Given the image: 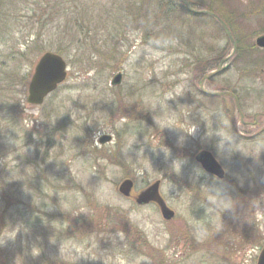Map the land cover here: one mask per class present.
<instances>
[{
  "label": "rangeland",
  "instance_id": "rangeland-1",
  "mask_svg": "<svg viewBox=\"0 0 264 264\" xmlns=\"http://www.w3.org/2000/svg\"><path fill=\"white\" fill-rule=\"evenodd\" d=\"M135 1L0 0V264H256L264 245V63L255 70L235 53L203 83L238 96L242 123L232 101L199 93L202 77L232 51L215 24L181 13L171 32L164 3ZM186 1L198 11L215 2ZM260 1L240 0V40L264 35V21L244 20ZM46 52L65 60L67 77L42 105H30L28 83ZM201 151L220 164L223 180L201 169ZM127 179L128 198L119 192ZM156 181L172 221L135 203ZM205 188L219 189L232 209L223 212L231 202ZM201 242L212 253L196 249Z\"/></svg>",
  "mask_w": 264,
  "mask_h": 264
},
{
  "label": "water",
  "instance_id": "water-1",
  "mask_svg": "<svg viewBox=\"0 0 264 264\" xmlns=\"http://www.w3.org/2000/svg\"><path fill=\"white\" fill-rule=\"evenodd\" d=\"M181 4H183L186 9L195 15H209L217 20V22L222 27L227 39L230 41L232 45V52L229 56L223 59L220 65L217 67L216 70L210 72L206 76L202 78L199 82V88L201 91L208 96H217V97H230L234 100L236 112L239 118L243 119V114L240 109L239 103L235 95L230 92L226 91H206L203 89V83L206 80H210L211 78L217 76L221 72H223L227 66H222L225 62L229 61L235 54L237 45L233 39L231 31L229 30L228 26L221 20L217 15L206 11V10H195L192 9L189 3L186 0H178ZM255 45L260 48L264 49V35L258 36L255 39ZM67 77V65L65 60L58 54H54L51 52H46L38 59L35 67L34 72L30 78L27 88V103L34 106H39L43 104L45 98L54 92L58 86H60ZM122 75L121 73L116 74L112 81L111 85L117 86L121 83ZM110 141V137H104L100 143H106ZM195 161L200 165L201 169L206 173L209 174L218 180H223L225 178V172L220 166V164L215 160L213 155L208 151H201L195 157ZM159 186L160 181H156L150 186H148L145 190L141 191L136 197L134 198L135 203L138 205H146L149 203H155L161 213L162 218L165 221H169L174 217V212L170 210L165 201L159 194ZM133 188V182L129 179L124 180L121 185L119 186V192L124 197H129L131 195V191ZM256 264H264V246L262 247L259 256L257 258Z\"/></svg>",
  "mask_w": 264,
  "mask_h": 264
},
{
  "label": "trees",
  "instance_id": "trees-1",
  "mask_svg": "<svg viewBox=\"0 0 264 264\" xmlns=\"http://www.w3.org/2000/svg\"><path fill=\"white\" fill-rule=\"evenodd\" d=\"M214 1L215 2H213V3L210 2L209 4L204 3L203 5H205V7L203 9L218 15L223 20V22L228 26V28L230 29L232 36L236 42V45H237V50H236L235 55H236V58L238 59V61L241 62L242 65H244V66L250 65V67H253L255 70H256V68L262 67L263 63H264V56H262V54H264V50H260L259 48H257L255 46L254 43L252 44L251 43L252 36L251 35H244L246 33V31L244 29H243L244 30L243 31L241 28H239V26H241V25L238 26V24L234 22L235 21V14H236V12L239 11L240 0H214ZM135 2L136 3H144L147 6L151 5L150 7L155 6L157 9L160 6H162V4L164 3L166 5L165 8L170 10V11L168 10L169 11L168 14L170 16V22H169V16L167 15L168 17H166L165 24L168 25L171 23V26H172V28H170L171 32H172V29H174V27L177 25L176 20L179 17H177L176 15L180 16L181 13H185L189 17L198 18V19H206V20L213 22L215 24L214 26L217 28V34H219L220 36H223L226 39L223 29L220 27V25L212 17H210L208 15L197 16V15L191 14V13L186 11L184 6L181 5L178 2V0H138ZM138 7H140V6L138 5ZM250 11L251 12L247 11V14H246L247 18H244L245 21H247V20L252 21V20H256V19H260V20L264 21L263 20L264 19V0L254 4L252 10L250 9ZM233 23H235L236 25H234ZM167 25L164 27L165 29H163V31L169 30V27ZM235 27L242 30L245 38H243L244 37L243 36L242 40H240L239 36L237 35L236 31L234 30ZM171 32L169 33V35L174 34ZM262 32H264V30ZM213 36L215 37V35H213ZM158 39H159V37H158ZM243 40L245 43H242ZM251 59L253 62L250 61ZM251 65H253V66H251ZM199 93L205 99L210 100V101H219V100L223 101L226 99V98H217V97L205 96L200 91H199ZM232 93H234V92H232ZM237 98H238V96H237ZM228 100L232 101L231 99H228ZM238 100L240 101L239 98H238ZM232 104H233V102H232ZM233 107H234V105H233Z\"/></svg>",
  "mask_w": 264,
  "mask_h": 264
},
{
  "label": "clouds",
  "instance_id": "clouds-1",
  "mask_svg": "<svg viewBox=\"0 0 264 264\" xmlns=\"http://www.w3.org/2000/svg\"><path fill=\"white\" fill-rule=\"evenodd\" d=\"M103 134H104L103 131H101L100 133H97V136H99V135H103ZM133 143H134V141H133L131 144H129V145L126 147V149H125L124 151H122V152H123V153H127V152L129 151V149H130V147H131V145H132ZM163 151L165 152V155L167 156V155H168L167 149H164ZM173 165H178V167L180 166V164H179L178 161H174V162H173ZM205 189L209 192V194L211 193V194L215 195L216 193H218V194H219V197H220V200L224 201L225 203L231 202L232 206H231L230 208H225V209L223 210V212H224L225 210H230V209H232V207H233V202H232L231 199H229V198H224V197H222V196H221V192H220L219 189H216V188H205ZM119 234H123V233L120 232ZM119 234L116 233V236H117L118 238H119ZM5 243H6V240H5V239H3L2 241H0V247H3V246L5 245ZM38 254H39V252H38L36 255H38Z\"/></svg>",
  "mask_w": 264,
  "mask_h": 264
},
{
  "label": "flooded vegetation",
  "instance_id": "flooded-vegetation-1",
  "mask_svg": "<svg viewBox=\"0 0 264 264\" xmlns=\"http://www.w3.org/2000/svg\"><path fill=\"white\" fill-rule=\"evenodd\" d=\"M190 6H191V5H190ZM191 7H192V6H191ZM192 8H193V7H192ZM229 66H230V65H229ZM187 67L190 68L191 65H190V67H189V66H187ZM147 205H155V206H156L155 203H150V204H147ZM147 205H146V206H147ZM171 221H172V220H171ZM198 244H199V245L196 246V249H202V250L208 249V253H212V252H210V250L212 249L210 243L201 242V243H198ZM134 249H135L136 251L139 252V248H138V247H134ZM187 249H193V246H192L190 243H187Z\"/></svg>",
  "mask_w": 264,
  "mask_h": 264
}]
</instances>
